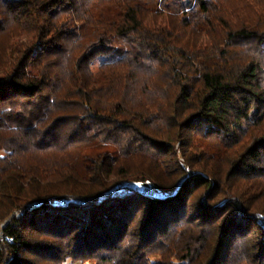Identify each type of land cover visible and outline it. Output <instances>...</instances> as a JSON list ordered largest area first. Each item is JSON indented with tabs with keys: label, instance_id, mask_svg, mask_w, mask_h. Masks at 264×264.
I'll list each match as a JSON object with an SVG mask.
<instances>
[{
	"label": "trees",
	"instance_id": "obj_1",
	"mask_svg": "<svg viewBox=\"0 0 264 264\" xmlns=\"http://www.w3.org/2000/svg\"><path fill=\"white\" fill-rule=\"evenodd\" d=\"M0 264H264V0H0Z\"/></svg>",
	"mask_w": 264,
	"mask_h": 264
},
{
	"label": "rangeland",
	"instance_id": "obj_2",
	"mask_svg": "<svg viewBox=\"0 0 264 264\" xmlns=\"http://www.w3.org/2000/svg\"><path fill=\"white\" fill-rule=\"evenodd\" d=\"M114 56L112 55H106V56H102V57H99L96 61H94V63L92 64V68L94 71L98 70L100 65L108 60H111ZM121 190H124V189H132V190H141V191H144V186L140 183H132V182H128L126 185H124V187H120ZM120 190V191H121Z\"/></svg>",
	"mask_w": 264,
	"mask_h": 264
},
{
	"label": "water",
	"instance_id": "obj_3",
	"mask_svg": "<svg viewBox=\"0 0 264 264\" xmlns=\"http://www.w3.org/2000/svg\"><path fill=\"white\" fill-rule=\"evenodd\" d=\"M144 186H145L146 188H149V187H150V183H149V182H146V183L144 184Z\"/></svg>",
	"mask_w": 264,
	"mask_h": 264
}]
</instances>
